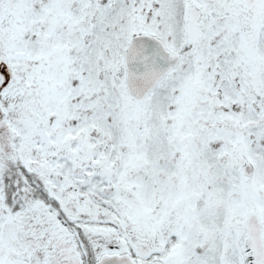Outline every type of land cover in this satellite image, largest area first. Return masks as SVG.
Listing matches in <instances>:
<instances>
[{
	"label": "snow or ice",
	"instance_id": "6c2138e0",
	"mask_svg": "<svg viewBox=\"0 0 264 264\" xmlns=\"http://www.w3.org/2000/svg\"><path fill=\"white\" fill-rule=\"evenodd\" d=\"M0 264H264V0H0Z\"/></svg>",
	"mask_w": 264,
	"mask_h": 264
}]
</instances>
